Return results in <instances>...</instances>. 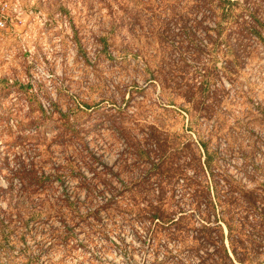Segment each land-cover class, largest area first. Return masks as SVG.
Wrapping results in <instances>:
<instances>
[{"label": "rangeland", "instance_id": "1", "mask_svg": "<svg viewBox=\"0 0 264 264\" xmlns=\"http://www.w3.org/2000/svg\"><path fill=\"white\" fill-rule=\"evenodd\" d=\"M0 264H264V0H0Z\"/></svg>", "mask_w": 264, "mask_h": 264}, {"label": "trees", "instance_id": "2", "mask_svg": "<svg viewBox=\"0 0 264 264\" xmlns=\"http://www.w3.org/2000/svg\"><path fill=\"white\" fill-rule=\"evenodd\" d=\"M25 169H26L25 167L19 166V168L16 171V176L20 177V179L30 178V181L29 182H34V183H39L40 182L41 178L39 180V178H37V176H33L32 177V175H35V172H34V169H33V165L32 164H30L28 170H25ZM157 216L159 217V215H157Z\"/></svg>", "mask_w": 264, "mask_h": 264}]
</instances>
